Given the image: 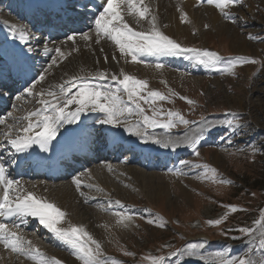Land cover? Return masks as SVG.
<instances>
[{"label":"rangeland","instance_id":"rangeland-1","mask_svg":"<svg viewBox=\"0 0 264 264\" xmlns=\"http://www.w3.org/2000/svg\"><path fill=\"white\" fill-rule=\"evenodd\" d=\"M11 1L0 0V33H2L0 37L3 38L11 36L10 28L4 17H15L16 25L27 30L20 7L16 4V0ZM78 1L79 4L73 6V12L81 13L82 18L78 20L69 14L66 20H63L69 25L67 28L72 30L71 34L73 32H89L93 28L85 29L86 31L82 29L83 27L80 29V22L82 25L88 24L93 20L96 10L87 1ZM194 2L192 7L193 13L195 12L194 19L187 17V21L184 22H181L180 19L179 26L182 28L179 29L180 31L173 28L170 29V33L169 28L174 26L171 27L164 21L158 23L161 25L160 29L184 47L217 52L223 58L218 65L219 68L225 67L230 58L238 56L250 57L257 63L237 64L232 72L222 73L213 68L197 65L194 61L183 57L154 59L165 65L163 69L159 70L153 65L157 62L150 60L151 58L149 57V59L147 55L138 58L143 61L140 64L144 66L148 64L152 67L151 73H153L151 77L149 74L143 79L135 76L148 82V88L142 95H147L148 91L155 90L168 97L166 100L159 98L154 102L150 100L147 104L140 101L146 114L151 117L153 115L151 109H156L160 112L156 119L160 123H164L168 119L167 111L171 110L179 112L185 119L193 122L189 126L178 125L170 130L149 127L148 133L158 138L179 137L182 139L186 131L188 134L189 129L214 115L217 116L215 119L217 126L215 125V127L219 128L215 134L210 136L204 134L205 138L198 148L199 156H196L192 149L188 148L186 153L181 155L182 157L171 154V156H165L159 164L161 156L144 159L137 156V153L134 154L129 144H126L128 146H114L107 153V157L102 158L99 153L103 151L104 156L108 143L113 140L111 141L109 136L107 138L102 136L105 128H101V124L97 123L98 120L93 123L91 135L102 136L94 143L95 152L97 151L95 157L59 182L71 183L74 177L83 178L88 175L89 171L91 174L100 175L105 167L111 168L112 171L119 170L118 173L111 175L117 181L116 184H120L118 192L107 190L97 183L101 182L102 178L98 181L95 180L96 182L88 181V185L91 184L94 187L90 189L88 186H82L81 188L88 197V202L85 203V198L78 195V198L81 197L83 201L78 200L76 203L81 211L86 210L89 214L84 215L87 220L83 222L82 226L95 222L96 227H100L97 234L93 230L91 232L89 229L85 230L101 243L103 255L108 258L109 264L113 258L121 261L122 264H152L151 258L153 257L164 258L165 264H177L178 261L179 264H215L218 252H223L229 257H242L249 247L254 246L249 242V238L236 231L237 229L241 227L255 228L253 238L256 242L261 236V226L254 224V221L259 219L260 210L264 209V0H243L242 5L229 6L226 11H230L237 18L236 23L223 18L212 5L200 4L199 0ZM211 11H213L215 19L212 18V14L209 16ZM124 16L127 22L133 17L127 15L126 12ZM204 25H208V27L205 28ZM33 26H37L38 29L30 31V33L34 34V37L39 36L40 41L35 47L43 49L45 42L49 48L54 43L62 44L70 35L69 33L62 37L57 36L55 39H42V33L45 31L42 28L44 22L41 20L38 25L34 23ZM136 28L150 30V23L148 20H143ZM249 34L259 37V39H249ZM101 39L106 40V38ZM32 46L34 44H27L24 47ZM126 62L131 64L133 61L131 57H128ZM41 63L47 64L48 61H41ZM35 65L34 62H29L31 72L29 76L34 80L20 84V82L18 83L19 78H12L10 75V77L8 76L10 80L7 83L9 87L0 89V92L7 94L6 97L9 100V105L1 110L0 118L7 119L8 123L11 120L8 117L9 112L16 117H21L22 106L28 104L26 99L25 101H16L15 97L20 95L25 88L31 86L43 72V70L34 72ZM37 66L36 71H38ZM1 68L3 70L6 67L1 66ZM165 72L174 76H166ZM171 81L174 83L172 84ZM37 88L38 84L36 91ZM181 97H186L195 103L188 104ZM27 99L32 98L28 97ZM15 102H18L19 110L18 108L14 109ZM232 113H235L236 116L233 117ZM131 117L133 118L130 120ZM130 118L128 117L127 122L133 124L129 123L128 128L135 131V125L142 121V117L133 115ZM228 119H233L242 127L234 132L233 128L221 123ZM5 130V126L2 125L0 133ZM132 131H121L123 139L135 140L140 144L151 146L155 149L156 154L159 153V149H165L150 140L145 142L132 134ZM229 140L231 143L228 142ZM3 143L8 147L3 135H0V146ZM250 146H255L256 151H253ZM168 151L170 152L172 149H168ZM3 153L4 150L0 152V154ZM216 153L217 156L219 155L217 159H215ZM184 159L191 161L193 165L207 164L214 167L217 172L213 174L210 170L206 171L195 167L190 169L180 164V161ZM123 167L134 168L146 174H163L164 177L163 179L154 177L149 183L142 184L130 173L122 170ZM176 168H183L182 171L185 174L174 175L172 171H169ZM214 175L216 180L212 179ZM221 179L230 180L232 183H220ZM57 182L55 181L53 184ZM98 189H102V191ZM115 200H120L126 205L125 211L132 216L130 222H123L128 225L127 227L117 223L119 218L115 212L119 211L118 208L114 206L112 210H105L108 202ZM229 205H234L243 211L231 212L228 208ZM148 219H154L156 223L149 224ZM215 219H221V224L217 226L207 223V221ZM161 222L165 224V227L157 226ZM30 226L25 232L32 237L30 238L32 244L40 251L48 257H56V254L58 255L62 251L63 244L56 240L52 233H49L37 222H32ZM59 226L62 227L61 224ZM85 226L83 227L88 228ZM233 236L238 238L232 239ZM189 243L203 244L204 247L199 249L197 255L193 257L185 255L181 258L171 255L178 249L183 251ZM125 251L133 255H124ZM201 256L203 259L200 258ZM70 257L75 264H81L72 255ZM64 263L69 264L66 261Z\"/></svg>","mask_w":264,"mask_h":264},{"label":"snow or ice","instance_id":"snow-or-ice-1","mask_svg":"<svg viewBox=\"0 0 264 264\" xmlns=\"http://www.w3.org/2000/svg\"><path fill=\"white\" fill-rule=\"evenodd\" d=\"M200 4L206 3L212 5L219 11L221 16L232 23H236V17L226 11L229 6H239L243 4V0H199ZM98 14L94 15L92 24L96 43H99L101 38H106L111 41L118 49L122 57H131L133 62L142 63L138 59L145 55L153 57H183L194 61L197 65H202L205 68H213L222 73L232 72V69L237 64L252 63L257 61L250 57L238 56L230 58L225 67L219 68L218 65L222 62V57L214 51L208 49L188 48L182 46L176 40L166 35L157 24V16L151 13L150 5L145 4L144 0H105L99 5ZM133 16L135 23L139 26L143 20H148L150 30H136L129 25L125 20V13ZM150 18V19H149ZM181 22L186 21L187 13L181 10ZM205 28L208 25H204ZM89 32H73L66 37V42H71L72 51H79L76 47V36L79 35L83 41L92 40V35ZM11 35L14 39H18L22 44H29L34 39V34L17 25H11ZM249 39H259V37L249 34ZM37 42H40L38 38ZM32 47L27 48V52H32ZM54 51L56 55L51 57V62L39 74L38 79L34 83L25 88L24 91L15 97L16 101H22L31 97L36 100L39 107L33 110H27L21 117H16L9 112L8 117L13 121L8 124L7 119L0 118V125L5 126V131L0 133L3 135L6 145L11 149L10 155L13 157L9 161L15 164L17 154L28 153L33 146H38L40 151L47 153L51 150L53 141L57 140L58 136L62 135L61 129L64 125L77 124L81 116L86 113H100L101 118L97 123L101 125H109L113 127H124L126 131H132L127 127V120L130 116L142 117V121L137 122L135 131L132 134L140 137L145 142L149 140L163 148H171L176 150L180 146H186L192 149L196 156H199V145L204 140V128L189 129L193 132V136L189 137L187 131L184 138L179 137H155L148 133L147 129L163 128L170 130L178 125L189 126L193 122L184 118L179 112L167 111V121L160 123L156 117L160 115L156 109H151L153 115L150 117L146 114L145 108L140 101L147 104L149 101H155L157 98L166 100L168 97L162 95L159 91H148L147 95L142 93L148 88L147 80L138 79L137 77L121 71L118 76L115 73L107 71H97L89 76H71L63 80L62 83L55 86V89H41L36 91V85L45 81L49 70L54 66L67 59L71 52L65 53L61 47L50 49L47 43H44L45 54ZM103 51V49H101ZM115 60L116 57L113 56ZM98 62V61H97ZM107 62V56H105ZM156 69H163V63H156ZM122 77V78H121ZM108 81H111L109 83ZM125 96L127 99H125ZM188 104L195 102L181 97ZM16 107V105H13ZM233 117L235 113L231 114ZM206 123V122H205ZM228 127L233 128V131H238L242 125L235 122L233 119L222 121ZM214 126V125H213ZM231 143V140L228 141ZM252 147L256 151L255 146ZM5 157L0 154V245L3 246L8 253L14 254L17 258L25 257L34 262V264H64V262L56 257H48L45 253L36 248L31 240L25 239L22 234L23 228L29 223V218L37 220L48 232L52 233L54 238L66 246V250L70 251V255L80 261L81 264H109L108 258L103 255L101 243L94 239L83 226L69 225V227H60L59 225L65 220L66 212L58 207L54 202H50L46 197L38 196L33 191L26 188L20 180L12 178L5 165ZM180 164L192 167L202 168L206 171L210 170L213 174L217 172L214 167L209 165H193L191 161H180ZM109 171L112 169L109 168ZM174 175H184L180 169H170ZM88 175H91L89 171ZM216 180V176L212 177ZM220 183L231 184L232 181L221 179ZM72 183L81 197L85 198V203L88 202V197L81 190L82 182L79 177H74ZM90 189L94 186L87 185ZM102 191V189H98ZM119 209L115 215L119 218L118 224L128 225L124 221H131L132 216L129 215L124 205L120 200L109 201L105 210H112L113 207ZM231 212L243 211L234 205L228 206ZM151 215V214H149ZM149 224H154V219H148ZM221 219L209 220V225H220ZM254 224L261 226V236L258 242L253 238V233L256 231L252 227H241L237 229L239 233L249 238V242L254 246L249 247L242 257H229L223 252L216 253L218 258L215 264H264V209L260 210L259 219L254 221ZM157 226L165 227L163 222ZM86 238V239H84ZM238 237L233 236L232 239ZM94 246V247H93ZM204 247L203 244L189 243L186 248L176 250L171 253L172 256L183 258L185 255L193 257L197 255L199 249ZM124 255H133L125 251ZM203 259V257H200ZM2 259V257H0ZM152 264H165L164 258H151ZM111 264H122L121 261L112 259ZM179 264V261L177 262Z\"/></svg>","mask_w":264,"mask_h":264},{"label":"bare ground","instance_id":"bare-ground-1","mask_svg":"<svg viewBox=\"0 0 264 264\" xmlns=\"http://www.w3.org/2000/svg\"><path fill=\"white\" fill-rule=\"evenodd\" d=\"M32 1L34 3H33V7H31V9L34 11V7H38L41 13H44L43 6L47 2H48L47 7L50 9L49 12H51V13H53L55 11L56 12L59 11V8L64 7L63 4L66 3V0H44L43 3H42V0H32ZM76 1L77 0H68L67 6H69V8H71V6H73ZM88 2H91L93 4V6L99 10L100 9L99 5L102 2H105V0H88ZM16 3L20 6L26 7L28 0H16ZM36 3H39V4L37 5ZM144 3L150 5L151 13H153L154 15L157 16V24L160 23V21L161 22L164 21V22L168 23L169 25H171V27L174 26L172 28L168 27L170 33H171L170 29L176 28L177 31H180L179 29H182L179 26L181 10L184 13H187V17H190V19L194 17L193 14L195 13V12L193 13L194 9L192 8L193 4L195 3L193 0H144ZM68 12L70 14L73 13L71 9H68ZM212 12L213 11H211L209 16H211ZM91 13H93V12H91ZM80 18H81V16H80ZM212 18L215 19L214 14H212ZM4 19L7 22L6 24L9 26L10 31H11V25H16L15 17H13V16L4 17ZM36 19H37V17H35V20ZM50 21H51V23H53V20H50ZM130 21H128L129 25L131 27H133L134 29H137L136 27L138 25L135 23L134 17H131ZM166 23H165V25H166ZM159 26H161V25L159 24ZM18 27H21V26H18ZM89 27L92 28L93 24L89 23ZM164 28H166V27H164ZM90 34L92 35V40H90V41H83L79 35L76 36V41H77L76 47L79 48L78 52L72 51L73 45L70 41L66 42V43H62V44L61 43H54V45H51L49 47L50 49H54L56 47H61L65 53L71 52V55L68 56L67 59L63 60V62L59 63L58 66H54L52 69L49 70V73L46 75V80L38 84L37 91H40L41 89L48 90V89H50V87H51V89H55V86L62 83L63 80L68 79L71 76H78V77L89 76L91 74H94L97 71H107L108 73H115L118 76L120 75L121 71H123L124 73L130 74L133 76H138V77H141L142 79L144 76H149V74H150L149 77L152 76V74H153V73H151L152 67H150L148 64H146L144 66V65L137 63V62H132L131 64L127 63L126 60L128 59V57L127 58L122 57L120 55L118 49L116 48V46L111 41H109L107 39L106 40L101 39L99 43H96V37H95L93 28H92V32ZM1 35H2V33H0V36ZM5 37L4 38L2 37V38L7 39L8 42L5 45L3 50L9 51V52H11L13 49L19 50L20 56L21 57L23 56L24 61H27V60L29 61V60H34V59H41L43 61H48L47 64L39 63V66L36 65L38 71L44 70L48 66V64L51 62V57L53 55H56V53L54 51L45 54L43 48H41V47L39 48L38 46L35 47V45L38 44L36 37L30 41L31 44H34V46H32V48L34 47L33 48L34 51H32V52H27L25 49H23L22 43H20V41L18 39H14L12 35L10 37H6V38ZM101 49H103V51H101ZM15 56H17V55H15ZM105 56H107V62H105ZM113 56L116 57L115 60L113 59ZM159 58L160 57H158L157 59H159ZM145 61H147V60H145ZM22 65H23V62L20 63V66H22ZM153 65H155V64H153ZM36 66H35V68H36ZM12 70H13V72H15L14 68H12ZM164 74L166 76H168V75L174 76V75H171L169 72H165ZM176 78H177V76H176ZM171 79H173V78H171ZM176 80H178V79H176ZM108 82L111 83V81H108ZM173 83L174 82H172V84ZM126 99H127V97H126ZM26 102L28 104L26 106H22L23 109L20 111V112H22L21 116H23L27 110H33L34 108L39 107V104H37L36 100L33 98L32 99H26ZM14 105H16V107H14V109L17 110V108L19 106L18 102L17 103L15 102ZM18 110H19V108H18ZM89 113H91V112H89ZM87 114L88 113H86V115ZM92 116L93 117L91 118V121L89 120L90 124H93L96 120H98L102 116V114L92 113ZM132 118L133 117H131L130 120ZM216 118H217V116H215V115L211 116V117L205 119L203 122H199L198 124H196V126L193 127L192 129L198 130L200 128H204L203 134H207L209 136L211 134H215L218 131L217 128H219V127H217V128L215 127V125H216L215 119ZM12 123H13V121L11 119L8 124H12ZM81 123H88V122L84 121L83 119L82 120L80 119L79 123H77V124L64 125V127L61 129L62 135L58 136V138H57L59 143H57V141H53V144L51 146V150L47 153L41 152L45 156H44V158L37 159V160H41L38 162H40V164H42V163L48 164L49 160H51L53 162H55V161L59 162L60 160L66 159L67 161H69L71 159V157H73L76 153L81 154L82 151L88 150V148L91 147L92 142H95V141L97 142V139L99 137H102V136L106 137V133H108L109 131L113 135L112 136L113 140H115L113 142V144L119 143L122 146L125 144H129V146L131 147L132 150L135 149V151H137L139 153V155L142 154L143 157H147V159H149V157L151 156V153L154 152L153 149H151V148L142 149L140 146L137 145L138 143L135 140L126 141V140L121 139V131L125 130L124 127H113V126H109V125H100L101 127L105 126L104 128H106L105 134H103L102 136L98 137L96 134H94V135L88 136L86 138L85 142L80 143L81 136L84 135L86 132V129H84V126ZM129 123L130 122H127V127L130 126ZM0 127H2V125H0ZM126 132H128V131H126ZM188 136L192 137L193 132L189 130ZM112 147L113 146L111 144H109L107 151H109ZM1 148L5 149L4 143L1 146ZM188 148L189 147L182 145L179 148H177L176 150H172L170 152L168 151V149H171V148H167V149L165 148L163 150V153H160V152L158 153V156H162L163 159L165 156H169V155L171 156V154H176V156L182 157L181 155L185 154L186 150ZM32 151H33V148L30 149L28 153L17 154L15 157V160H16L15 164L9 163V161L11 159H13V157L10 155L11 149L9 148L8 150L5 151L4 154H5V157H7V158H5L4 162H5V165L8 169V172L12 178L14 177L13 175L15 173L13 170L18 165H20V163L26 164L24 167L25 171L29 168L27 163L30 160V156H31L30 153ZM80 154L78 156H80ZM100 156L102 158L107 157V153L104 156H103V153H100ZM218 156L216 153L215 159H217ZM46 158H48V159L46 160ZM79 158L80 157H75V164L81 163ZM170 160H171V158H170ZM184 161H187V160L184 159ZM159 164H161V162ZM60 168L62 170L63 165H60ZM29 169H31V168H29ZM108 169H109V167H105L103 172L100 173V175L91 174L90 176L87 175L83 178H79L82 182V186H87L89 183L88 181H92V180L98 181V179L102 178L101 179L102 181L97 182V183H100L107 190H110V191L111 190H113V191L118 190L119 191L120 188L118 187V185H120V184L117 185L116 184L117 181H115V179H113L111 177L112 174L118 173L119 170L116 169L113 171L112 170L109 171ZM180 169L182 170L183 168H180ZM122 170H125V172L130 173V175H132L134 178H136L137 180L142 182V184L149 183L152 179H154V177H158V178H162V179L164 177L163 174H156V173L155 174H146V173L139 172L136 169L130 168V167H126V168L123 167ZM62 177L63 176L60 175L59 177H57L56 180L58 181V180L64 179ZM17 180H20L21 183L26 188L33 191L38 196L46 197L50 202H54L58 207H60L63 211L66 212L67 215L65 217V220L61 223L62 227L67 228V227H69L70 224L76 225V226H82L83 222H85L87 220L84 218V215H86V216L89 215V214H87V211L86 210L81 211L79 209L78 205L76 204L78 202V200H80V201H83V200L81 199V197H80V199L78 198L79 192L76 190V187L72 182L71 183H66V182L64 183V182L58 181L56 184L55 183L53 184L52 183L53 181H51L47 177H43V176L33 177L28 172H25V173L23 172V174L20 175V178ZM91 213H92V211H91ZM95 218H96V216H95ZM32 222L38 223L37 220L29 218V223L27 224L26 227L23 228L22 234L24 235L25 239H27V240H30V238H32V237L27 235V232H25V231H26V229L31 227L30 225ZM94 223H92V224L88 223L86 226L85 225H83V226L88 227L85 229H89L90 232H91V230H93V232L95 234H97V233H99L100 227H96V225ZM69 253H70V251L66 250V246L63 245L62 251H60L58 253V255L56 254V257H58L63 262L66 261L69 264H75L74 261L71 259ZM0 257H2V259H0V264H34V262L30 259H27L25 257L17 258L14 254L8 253L5 249H3L2 245H0Z\"/></svg>","mask_w":264,"mask_h":264},{"label":"trees","instance_id":"trees-1","mask_svg":"<svg viewBox=\"0 0 264 264\" xmlns=\"http://www.w3.org/2000/svg\"><path fill=\"white\" fill-rule=\"evenodd\" d=\"M242 240V239H241Z\"/></svg>","mask_w":264,"mask_h":264}]
</instances>
